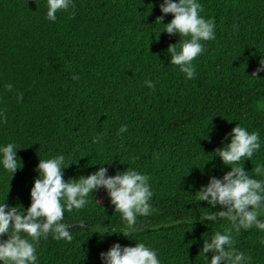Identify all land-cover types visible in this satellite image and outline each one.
<instances>
[{"label": "trees", "instance_id": "obj_1", "mask_svg": "<svg viewBox=\"0 0 264 264\" xmlns=\"http://www.w3.org/2000/svg\"><path fill=\"white\" fill-rule=\"evenodd\" d=\"M198 2L215 39L202 42L189 80L169 64L167 48L180 37L158 34L162 0H72L55 21L45 19L46 0H0V144L14 143L20 166L11 176L0 169V203L26 209L39 158L59 154L69 163L65 181L101 166L106 175L128 168L147 174L153 192L152 213L137 218L129 237L120 233L114 206L101 199L107 194L90 193L85 207L63 220L89 228L68 230V242L41 238L39 264H101L98 254L113 243L135 242L158 250L161 264H207L202 239L228 227L224 220L200 223L199 212L214 209L194 203L209 176L230 170L211 159L213 151L239 124L257 131L262 145L244 169L252 176L264 164V111L257 106L264 71L252 76L264 63V0ZM171 18L163 14L161 23ZM104 224L115 232H95ZM261 238L254 228L235 234L247 264H264Z\"/></svg>", "mask_w": 264, "mask_h": 264}, {"label": "clouds", "instance_id": "obj_2", "mask_svg": "<svg viewBox=\"0 0 264 264\" xmlns=\"http://www.w3.org/2000/svg\"><path fill=\"white\" fill-rule=\"evenodd\" d=\"M70 6L74 7L72 0H46L45 19L55 21V13ZM158 7L162 15L156 20L164 25L158 34L163 31L180 37L178 42L167 48L169 64L177 66L184 78L190 80L195 75L193 60L204 51L202 42L215 39L214 22L199 15L201 4L198 0H162ZM169 13L171 20L161 23L163 14ZM261 71H264V63L260 62L252 76ZM77 78L72 77L74 80ZM144 84L148 88L154 86L150 80H145ZM11 87V84L5 85L6 89ZM126 130L127 125H121L116 135ZM225 137L228 142L214 150L215 155L211 159L218 157L230 170L220 178L209 176L207 183L194 193V203L203 201L208 208L214 209L203 214L199 212L200 223L224 220L228 227L202 239L199 254L207 264H247L248 257L234 246V236L241 230L252 228L264 233V164L257 163L250 176L243 162L251 160L262 145L257 131L249 132L239 124ZM96 139L93 138V143ZM17 149L11 142L0 144V169L10 176L20 167L17 166ZM68 165L63 154L39 158L35 169L37 174L29 191V206L18 211L16 206L0 203V264H39L36 245L49 234L56 241H71V231L66 230L70 224L63 222L64 214L84 208L90 193L93 196L94 192L103 190L107 194L114 211L119 213L123 224L120 233L124 237L137 230L138 217L152 213L150 201L153 192L147 174L126 168L122 172L116 170L114 175H106L107 169L101 166L88 175L65 181L63 169ZM186 219L193 223L196 217L193 215ZM76 225L83 228L85 223L77 222ZM104 225L95 226V232L102 235L115 232L110 225ZM260 243L264 244V238ZM207 253H211L210 259L205 255ZM98 255L101 264H161L158 250L142 242H135L134 246L113 243Z\"/></svg>", "mask_w": 264, "mask_h": 264}, {"label": "rangeland", "instance_id": "obj_3", "mask_svg": "<svg viewBox=\"0 0 264 264\" xmlns=\"http://www.w3.org/2000/svg\"><path fill=\"white\" fill-rule=\"evenodd\" d=\"M257 106L259 109H261L262 111H264V97L260 98L257 100ZM101 199L103 201H109V197L107 195H102ZM92 226V225H91ZM88 225H84L83 228H87ZM76 228H81L78 225H68L66 230H70V229H76ZM89 228V227H88Z\"/></svg>", "mask_w": 264, "mask_h": 264}]
</instances>
